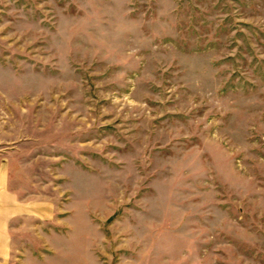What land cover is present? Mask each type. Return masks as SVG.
Returning <instances> with one entry per match:
<instances>
[{"label":"rangeland","instance_id":"rangeland-1","mask_svg":"<svg viewBox=\"0 0 264 264\" xmlns=\"http://www.w3.org/2000/svg\"><path fill=\"white\" fill-rule=\"evenodd\" d=\"M5 264H264V0H0Z\"/></svg>","mask_w":264,"mask_h":264},{"label":"crops","instance_id":"crops-1","mask_svg":"<svg viewBox=\"0 0 264 264\" xmlns=\"http://www.w3.org/2000/svg\"><path fill=\"white\" fill-rule=\"evenodd\" d=\"M22 212L20 201L8 188L6 169L0 161V264H5L10 255V224Z\"/></svg>","mask_w":264,"mask_h":264}]
</instances>
